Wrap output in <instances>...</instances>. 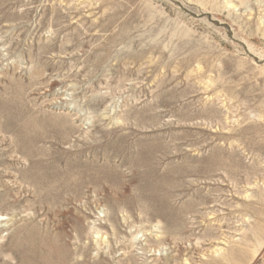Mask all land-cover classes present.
Listing matches in <instances>:
<instances>
[{
	"label": "rangeland",
	"instance_id": "rangeland-1",
	"mask_svg": "<svg viewBox=\"0 0 264 264\" xmlns=\"http://www.w3.org/2000/svg\"><path fill=\"white\" fill-rule=\"evenodd\" d=\"M34 263L264 264V0H0V264Z\"/></svg>",
	"mask_w": 264,
	"mask_h": 264
},
{
	"label": "bare ground",
	"instance_id": "bare-ground-1",
	"mask_svg": "<svg viewBox=\"0 0 264 264\" xmlns=\"http://www.w3.org/2000/svg\"><path fill=\"white\" fill-rule=\"evenodd\" d=\"M231 6V5H230ZM30 54V53H29ZM43 56V55H42ZM41 56V57H42ZM96 59V58H95ZM33 61V60H32ZM32 63V62H31ZM37 64V63H36ZM39 65H41V64H39ZM38 78V77H37ZM38 80V79H37ZM14 81V80H13ZM31 81V80H30ZM17 84V83H16ZM70 85V84H69ZM120 87V86H119ZM120 88H122V86L120 87ZM95 90V89H94ZM113 90V89H112ZM76 91V90H75ZM92 92V91H91ZM113 93V92H112ZM114 97V96H113ZM104 99V98H103ZM29 101V100H28ZM211 101V100H210ZM22 102V101H21ZM72 104V103H71ZM108 104V103H107ZM112 107V106H111ZM95 109V108H94ZM112 111V110H111ZM116 113V112H115ZM69 118V117H68ZM61 120V119H60ZM186 120V119H185ZM33 121H35V120H33ZM23 122H24V120H23ZM29 125V124H28ZM33 126V125H32ZM36 128V127H35ZM35 128H33V129H35ZM38 128V127H37ZM67 128V127H66ZM74 129V128H73ZM72 131V130H71ZM33 132V131H32ZM66 138V137H65ZM23 148V147H22ZM25 150V149H24ZM77 176V175H76ZM63 179V178H62ZM51 180V179H50ZM52 181V180H51ZM69 181V180H68ZM76 183V182H75ZM71 188V187H70ZM63 195V194H62ZM41 236V235H40ZM54 238V237H53ZM14 244V243H13ZM45 244V243H44ZM36 252H37V250H36ZM47 253V252H46ZM14 261V260H13ZM69 262V261H68ZM35 264V263H34ZM56 264V263H55Z\"/></svg>",
	"mask_w": 264,
	"mask_h": 264
}]
</instances>
